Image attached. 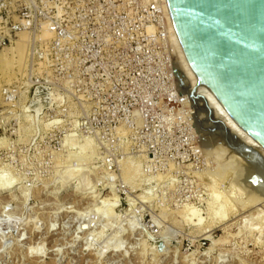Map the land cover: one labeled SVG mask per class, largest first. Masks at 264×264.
I'll list each match as a JSON object with an SVG mask.
<instances>
[{
	"label": "rangeland",
	"instance_id": "obj_1",
	"mask_svg": "<svg viewBox=\"0 0 264 264\" xmlns=\"http://www.w3.org/2000/svg\"><path fill=\"white\" fill-rule=\"evenodd\" d=\"M16 42L24 44L25 63L10 70L2 59ZM33 43L22 33L0 50V184L15 180L0 191V264H264V217H254L258 208L264 215V200L243 209L250 192L238 191L243 176L218 149L228 146L223 135L236 139L198 101L194 128L203 156L165 166L146 162L134 130L103 99L74 96L55 71L42 106L33 105L32 89L14 120L2 118L9 115L3 88L30 68Z\"/></svg>",
	"mask_w": 264,
	"mask_h": 264
},
{
	"label": "built area",
	"instance_id": "obj_2",
	"mask_svg": "<svg viewBox=\"0 0 264 264\" xmlns=\"http://www.w3.org/2000/svg\"><path fill=\"white\" fill-rule=\"evenodd\" d=\"M44 30L50 38L41 37ZM22 33L34 39L30 68L18 84L3 88L6 121L15 119L22 95L32 89L33 105L42 106L53 93L55 71L74 96L103 99L105 110L134 130L146 162L165 166L203 156L194 99L177 75V33L167 0H0V50ZM173 144L183 151L167 153Z\"/></svg>",
	"mask_w": 264,
	"mask_h": 264
},
{
	"label": "water",
	"instance_id": "obj_3",
	"mask_svg": "<svg viewBox=\"0 0 264 264\" xmlns=\"http://www.w3.org/2000/svg\"><path fill=\"white\" fill-rule=\"evenodd\" d=\"M167 4L198 88L212 92L264 148V0H167ZM177 75L183 84L178 70ZM207 110L212 118L208 105ZM233 138L243 152L253 151L236 135ZM256 156L264 163L260 152Z\"/></svg>",
	"mask_w": 264,
	"mask_h": 264
},
{
	"label": "bare ground",
	"instance_id": "obj_4",
	"mask_svg": "<svg viewBox=\"0 0 264 264\" xmlns=\"http://www.w3.org/2000/svg\"><path fill=\"white\" fill-rule=\"evenodd\" d=\"M177 46H178L177 47V53H178V55H177L178 56L177 57V59H178L177 63L180 65V66H178V68L180 67L181 68V72H182V73L180 72V77H182V79H184L183 80V82H184L183 85H184L186 91H189V93L192 94V96L194 97V101H198L196 106L199 107L202 104L206 111H208L207 110V105L212 110L214 109L216 114L218 115V117H216V118L220 119L221 122H217L216 118H213V117L211 118L209 116L210 120L215 122L217 125H219L220 128L222 129V131L223 130L226 131V129L230 130V132L233 135H236V137L238 138L239 142H243L246 145H249L250 147L253 148L252 152H243L242 147H240L238 145V143H236V144L230 143L227 140V138L225 137V135H223L224 141L231 148V150L228 149L229 148L228 146H224V145L219 146L218 145L219 146L218 149L220 150V151L218 150L219 153L222 152V153H225V154H227V153L229 154V159L230 160H228V162L231 161L233 163L234 166L231 165L232 164L231 162H230V166H232V168L234 167V170L232 169L234 171V173H236L235 169L237 168L236 170H239V171H237V174H238V172H240L241 173L240 175L243 176L242 177L243 179L241 181L239 180L240 181V185L238 186V187H240V188H238L239 190L237 189V187H235L236 186V183H235L236 181L234 182L235 184H233V182H232V184L234 185L233 186L234 189L236 188V190H233V191H236V193H237V190L239 192H241V191L243 192V190L244 191L248 190L247 192L251 193V194L249 193V196L251 195L250 199H249V197H247L248 199L245 197L246 198V200H245L246 202L244 201V203L242 205L243 209H245V207H247V206H250V207H253V208L258 206V205L261 206L260 204L264 200V163L262 162L260 164V163L257 162L258 158H257L256 154H257V152H260L264 156V148L255 139H253L242 127H240L237 124V122L230 116V114L221 105V103L213 95L212 92H210L206 88H203V89H199L198 88L199 87V82H198L197 75L195 74L194 70L192 69V67L189 64V61H188V59L186 57V54H185V52H184V50L182 48V45L180 43V40H179L178 36H177ZM12 48L13 49L11 50V55L5 54V56H4L3 55L4 52H3V54H2V56H4L3 59H2L3 63L6 65L7 68L9 66V69L11 68L10 70L13 69L12 66H14V65L17 66V67L23 68L21 66L25 62H24V60L22 61V59H23L22 57L25 56V54L23 53L24 55H22L21 52H23L22 50L24 49V44L21 43V42H18L16 44V46L15 47L13 46ZM5 49H7V48H5ZM22 62H23V64H22ZM14 63H16V64H14ZM176 66H177V64H176ZM9 73H10V71H9ZM8 75H10V74H8ZM8 75H6V76H8ZM11 77H13V76H11ZM214 110H213V114L216 115ZM259 150H261V151H259ZM236 164H238V165H236ZM229 170H231V169H229ZM233 171H232V173H233ZM237 174H234V176L235 175L238 176ZM239 177H236V180ZM14 183H15V180H6L5 182H3V184H0L1 185L0 186V191L7 192V191L13 189L14 186H15ZM246 191H245V193H246ZM237 194H240V193H237ZM245 195L247 196V193ZM239 197H240V195H239ZM247 200H249V201H247ZM237 203H241V202H237ZM239 206H241V204ZM189 210H190V208H189ZM257 210H258V212L256 214H254V217H256V215L258 216V218L264 217L262 209L260 210V208H258ZM195 214H193V215H195ZM260 215H261V217H260ZM250 218H252V217H250ZM251 220H253V219H251ZM86 229L87 228H83V230H86Z\"/></svg>",
	"mask_w": 264,
	"mask_h": 264
}]
</instances>
